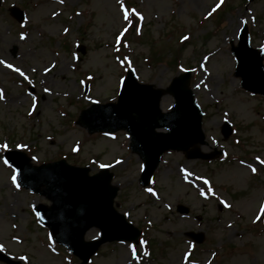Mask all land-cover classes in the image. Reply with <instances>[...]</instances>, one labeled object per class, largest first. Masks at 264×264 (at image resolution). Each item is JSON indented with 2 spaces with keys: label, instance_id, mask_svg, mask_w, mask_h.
<instances>
[{
  "label": "rangeland",
  "instance_id": "rangeland-1",
  "mask_svg": "<svg viewBox=\"0 0 264 264\" xmlns=\"http://www.w3.org/2000/svg\"><path fill=\"white\" fill-rule=\"evenodd\" d=\"M217 3L3 0L0 144L8 149H0V245L14 261L81 264L38 222L34 208L50 202L21 188L16 170L4 163L6 151L20 149L36 166L65 159L88 167L91 175L103 167L114 173L116 209L142 235L138 245L102 246L88 264H264V98L240 89L229 49L244 23L253 46L264 47V0H225L212 12ZM13 6L25 12L22 24L10 15ZM82 46L85 54L77 50ZM130 68L141 83L162 90L192 71L191 88L205 113L207 144L200 149L222 150L223 156L188 160L168 152L151 185L143 188L144 164L131 152L127 133L89 135L76 125L80 112L93 103L117 101ZM165 97L164 112L173 104L170 95ZM225 121L234 128L227 141L221 134ZM178 205L189 213H178ZM144 231L153 254L144 247ZM190 232L202 234V244L192 241ZM99 236L93 229L86 240Z\"/></svg>",
  "mask_w": 264,
  "mask_h": 264
},
{
  "label": "water",
  "instance_id": "water-1",
  "mask_svg": "<svg viewBox=\"0 0 264 264\" xmlns=\"http://www.w3.org/2000/svg\"><path fill=\"white\" fill-rule=\"evenodd\" d=\"M1 4V0H0ZM21 21L23 12L12 10ZM232 44V52L239 64L235 73L242 80V87L257 94H264L263 50L250 47V35L246 26L238 47ZM190 74L175 78L167 90L155 89L152 85H140L130 72L117 104L93 105L80 115L78 124L93 134L114 133L126 130L131 135V149L145 163L140 183L150 184L162 155L169 150L187 152L188 158L210 159L214 156L202 154L191 146L204 143L202 131L203 113L189 90ZM171 94L176 99L174 109L163 114L161 98ZM167 129L168 133L157 132ZM230 129L224 128L226 138ZM8 160L18 169L20 184L44 195L53 202L51 208L40 205L36 208L41 222L48 226L58 243L79 256L86 264L100 246L114 241H135L140 236L126 217L114 208L118 188L111 185L113 175L107 169L91 177L90 170L69 166L65 161L35 167L22 152L6 154ZM44 186L45 189L41 190ZM179 211L187 213L185 207ZM93 227L99 228L103 238L86 242L85 235ZM198 241L199 236L191 234ZM0 259H4L0 255ZM10 262V261H9Z\"/></svg>",
  "mask_w": 264,
  "mask_h": 264
},
{
  "label": "snow or ice",
  "instance_id": "snow-or-ice-1",
  "mask_svg": "<svg viewBox=\"0 0 264 264\" xmlns=\"http://www.w3.org/2000/svg\"><path fill=\"white\" fill-rule=\"evenodd\" d=\"M224 2H225V0H219V3H217L216 7L212 9V12H215L217 9H219ZM212 12H210L209 15H211ZM124 18L126 20L128 19V12L127 11H125V13H124ZM141 19H142V17H141ZM65 31H67V29H65ZM124 31L127 32V29H125ZM121 35H123V33ZM21 38L23 39L24 37L22 36ZM185 39H187V37H185ZM119 40H120V37L117 38V42H119ZM2 63H4V61H0V64H2ZM7 66L10 67V68L12 67V65H7ZM15 71L20 72V69L17 68V69H15ZM20 74L22 76L24 75L23 72H20ZM2 98H3V93L0 92V99H2ZM0 149L7 150L8 149V145L7 144H0ZM257 159H259V158H257ZM260 162L262 164H264V161H260ZM4 163L7 164L8 161L5 160ZM102 167H103V165H102ZM252 172L255 173L256 169L252 168ZM13 182H15V177H13ZM207 183H208V181L205 180V184H207ZM17 187H19V185H17ZM149 191H151V189H149ZM261 212L264 213V207L261 208ZM259 218L260 217H257V219H259ZM0 251H3V245H0ZM133 253L135 254V248H133ZM21 259L23 260V259H25V257H21Z\"/></svg>",
  "mask_w": 264,
  "mask_h": 264
},
{
  "label": "bare ground",
  "instance_id": "bare-ground-1",
  "mask_svg": "<svg viewBox=\"0 0 264 264\" xmlns=\"http://www.w3.org/2000/svg\"><path fill=\"white\" fill-rule=\"evenodd\" d=\"M237 33H238V31H236V32H235V35H234V36H237ZM166 99H167V98H166V97H164V99H163V102H165V101H166Z\"/></svg>",
  "mask_w": 264,
  "mask_h": 264
}]
</instances>
